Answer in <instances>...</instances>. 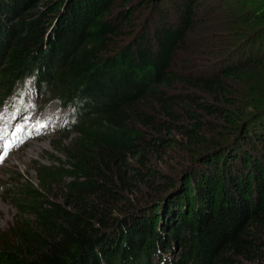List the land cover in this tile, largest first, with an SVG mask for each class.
<instances>
[{
	"label": "trees",
	"instance_id": "obj_1",
	"mask_svg": "<svg viewBox=\"0 0 264 264\" xmlns=\"http://www.w3.org/2000/svg\"><path fill=\"white\" fill-rule=\"evenodd\" d=\"M261 42L264 0H0V104L77 134L0 264H264Z\"/></svg>",
	"mask_w": 264,
	"mask_h": 264
},
{
	"label": "rangeland",
	"instance_id": "obj_2",
	"mask_svg": "<svg viewBox=\"0 0 264 264\" xmlns=\"http://www.w3.org/2000/svg\"><path fill=\"white\" fill-rule=\"evenodd\" d=\"M261 47V54H264L263 42ZM47 97L41 98L30 93L26 112L8 116L1 113L0 116V139L4 143L11 141L16 145L0 161V245L13 243L16 239L14 228L18 223L34 218L32 214L24 212L17 200V192L25 190L20 185L32 183L35 186L39 182L38 172L41 168L57 167L66 162L64 152L74 144L77 136L72 130L68 134H60L61 129L57 124L62 121L64 113L56 102ZM244 104L245 101L241 102V105ZM181 157L180 150L168 154L164 158L162 170L180 169L183 163L180 164ZM48 190L53 198L61 196L62 188L59 184ZM46 197L48 200L52 199L49 194Z\"/></svg>",
	"mask_w": 264,
	"mask_h": 264
},
{
	"label": "bare ground",
	"instance_id": "obj_3",
	"mask_svg": "<svg viewBox=\"0 0 264 264\" xmlns=\"http://www.w3.org/2000/svg\"><path fill=\"white\" fill-rule=\"evenodd\" d=\"M11 153V152H10ZM10 153H9V156H10Z\"/></svg>",
	"mask_w": 264,
	"mask_h": 264
}]
</instances>
